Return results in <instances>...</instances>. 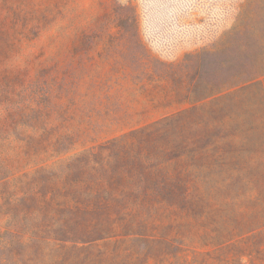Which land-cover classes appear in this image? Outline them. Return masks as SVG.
Here are the masks:
<instances>
[{
  "label": "trees",
  "instance_id": "1",
  "mask_svg": "<svg viewBox=\"0 0 264 264\" xmlns=\"http://www.w3.org/2000/svg\"><path fill=\"white\" fill-rule=\"evenodd\" d=\"M250 44L226 41L217 82L188 84L170 116L65 157L74 135L25 136L35 168L0 182V264H264V114L245 99L264 52Z\"/></svg>",
  "mask_w": 264,
  "mask_h": 264
},
{
  "label": "rangeland",
  "instance_id": "2",
  "mask_svg": "<svg viewBox=\"0 0 264 264\" xmlns=\"http://www.w3.org/2000/svg\"><path fill=\"white\" fill-rule=\"evenodd\" d=\"M263 38L264 0H0V182L35 168L28 134L74 135L65 157L170 116L217 82L226 41L260 60ZM247 84L264 114V75Z\"/></svg>",
  "mask_w": 264,
  "mask_h": 264
}]
</instances>
